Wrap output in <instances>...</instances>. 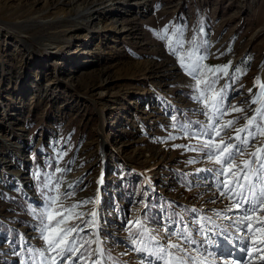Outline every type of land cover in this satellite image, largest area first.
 I'll return each mask as SVG.
<instances>
[{"label": "rangeland", "instance_id": "1", "mask_svg": "<svg viewBox=\"0 0 264 264\" xmlns=\"http://www.w3.org/2000/svg\"><path fill=\"white\" fill-rule=\"evenodd\" d=\"M262 86L264 0H0V264H264L207 155L223 140L258 167L264 136L235 137L264 126ZM58 227L76 253L49 249Z\"/></svg>", "mask_w": 264, "mask_h": 264}, {"label": "snow or ice", "instance_id": "2", "mask_svg": "<svg viewBox=\"0 0 264 264\" xmlns=\"http://www.w3.org/2000/svg\"><path fill=\"white\" fill-rule=\"evenodd\" d=\"M201 59H203V57H201ZM186 68V70L188 71L189 75H192L195 78V73L198 70V67H194V68H188L187 65H183ZM227 68L228 66H223V67H216V68H209L207 69V71L209 72H227ZM201 84H205L208 88L212 87L213 82L211 81H202L200 79L196 80V84H195V88L200 91V86ZM264 87V86H262ZM202 97H205V93L204 91H200V95L197 97H194V99L200 100ZM262 102H264V96H262ZM204 105L205 107L209 108V111H213L215 110L217 113L220 111L219 108V103L217 101V97L216 95H213L211 97H206L204 98ZM233 111L235 112H240L242 111V109L236 108L235 106L233 107ZM258 114H261V110L257 109L256 110ZM207 115V113H205ZM209 120H212V116L209 115ZM235 123V121L229 120L227 122L226 125L222 126L223 127H231L232 124ZM255 125V118H250L248 119L245 127L237 129V135H236V139L238 141H240L243 144H247L248 140L251 138H254L256 135H262L264 136V126H256L255 131H249L247 136L241 137L240 133L242 132H246L248 131L249 128H252ZM221 128V130H222ZM217 136L220 135V131H217ZM221 145H224L221 148ZM212 142H208L204 145L205 148H212ZM216 150L218 152V154L214 155L212 152H209L208 155V159L209 160H213L216 164L222 165L223 166V170L221 174H225L226 176V180L224 183V188L227 190V192H222L221 195H228L229 199H233L234 197H238V199L236 200V203H234L232 205L233 208L235 209H241L243 207L244 204H248L249 207L244 209V215L239 219L238 223L239 224H243L245 225L250 233L253 230L254 226H255V230L259 231L262 236H261V243H264V216H258L255 218V220L253 219V216L250 214L256 213L257 209H264V179H262L260 176H258L257 174L260 172H264V148H257L255 152L251 153V157H253L256 162L258 163V167L257 168H251L250 165V161L249 160H245L243 162L244 164V168L247 169V171H243L241 172L239 166L235 165L232 157L234 155L235 152V148L233 145L231 144H226L225 141L221 140L219 142V144H217L216 146ZM235 169V170H234ZM231 173V177H233V179H228L227 177V173ZM241 177L244 181V183H241ZM253 177L256 178L257 181H259L260 183V190L259 193H257L256 188H257V183L254 182ZM229 184H234L235 187H238L240 189H244L245 187H247L248 192L250 193L249 195H245V193L243 191L240 192H236L235 188H230ZM255 201V203H254ZM55 202V201H53ZM75 207V206H74ZM69 211V210H66ZM68 217H65L63 219H61L60 221L57 222L58 225L60 224H65L66 220ZM53 219V217L50 215L49 216V221H51ZM137 224H140V221L137 220L136 221ZM46 227H48L46 225ZM78 231L77 228L75 227H65V228H57L55 230H53V235L51 236H45L44 239L46 240V242L48 243L49 249L52 251L57 252V254L59 256H61L62 258H64L65 253H76L79 249H77L75 247V241H69L67 239V237ZM145 232H147V230L145 229ZM176 235L179 237L180 233H176ZM151 240H155L156 237L155 236H151L150 237ZM185 239H187V232H185ZM136 241L133 240V244H135ZM73 245L72 247H69L68 245ZM81 247H83V245H81ZM171 249H175L177 251V253H180L182 251V249L180 248L179 245L177 244H169L168 246ZM138 252H142L145 251V248H137L135 249ZM245 250H247L245 248ZM168 251V249L166 248H159L156 250L155 255L157 256V259H162L163 254L166 253ZM95 252L98 254L101 252V249L99 248V246L96 248ZM42 254V253H41ZM111 259V257H109ZM80 259H85L83 256L80 257ZM52 264H57L56 262V258L53 257L52 258ZM61 264H63V259L61 260ZM93 264H99V262L94 261ZM115 264V262H114ZM164 264H184V257L182 255H171L169 254V259L165 260Z\"/></svg>", "mask_w": 264, "mask_h": 264}, {"label": "bare ground", "instance_id": "3", "mask_svg": "<svg viewBox=\"0 0 264 264\" xmlns=\"http://www.w3.org/2000/svg\"><path fill=\"white\" fill-rule=\"evenodd\" d=\"M82 14H83V13H82ZM113 29H114V27H113ZM76 51H77V50H76ZM73 52H75V51H73ZM68 183H70V181H69V182H67V184H68Z\"/></svg>", "mask_w": 264, "mask_h": 264}, {"label": "trees", "instance_id": "4", "mask_svg": "<svg viewBox=\"0 0 264 264\" xmlns=\"http://www.w3.org/2000/svg\"><path fill=\"white\" fill-rule=\"evenodd\" d=\"M117 264H119V262H117Z\"/></svg>", "mask_w": 264, "mask_h": 264}]
</instances>
